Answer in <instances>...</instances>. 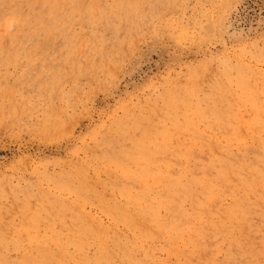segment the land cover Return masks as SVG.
Listing matches in <instances>:
<instances>
[{
    "label": "rangeland",
    "instance_id": "obj_1",
    "mask_svg": "<svg viewBox=\"0 0 264 264\" xmlns=\"http://www.w3.org/2000/svg\"><path fill=\"white\" fill-rule=\"evenodd\" d=\"M255 116L264 0H0V264H264Z\"/></svg>",
    "mask_w": 264,
    "mask_h": 264
},
{
    "label": "bare ground",
    "instance_id": "obj_2",
    "mask_svg": "<svg viewBox=\"0 0 264 264\" xmlns=\"http://www.w3.org/2000/svg\"><path fill=\"white\" fill-rule=\"evenodd\" d=\"M33 62V61H32ZM261 116V115H260ZM228 118H229V116H228ZM231 118V117H230ZM189 119H193V118H189ZM188 119V120H189ZM200 119V118H199ZM217 119V118H216ZM249 119V118H248ZM264 119V118H263ZM232 121V120H231ZM246 121V120H245ZM234 123V122H233ZM236 124V123H235ZM240 124H241V122H240ZM240 124H239V126H240ZM254 126L257 128V130L256 131H250V133H249V135H251L252 137H253V139L257 142V144H258V147L261 149V152H262V154L264 155V121L259 117V116H255L254 117ZM221 126V125H220ZM246 126V125H245ZM233 127V126H232ZM246 127H248V126H246ZM251 127H253V126H251ZM250 127V128H251ZM245 128V127H244ZM254 128V127H253ZM252 128V129H253ZM247 129V128H246ZM251 130V129H250ZM255 130V129H254ZM259 130V131H258ZM246 132V131H245ZM234 134H235V132H234ZM248 134V133H247ZM237 135V134H236ZM235 135V136H236ZM232 136V135H231ZM234 136V137H235ZM166 137V136H165ZM240 139V138H239ZM239 142V141H238ZM240 143H241V141H240ZM218 144H219V142H218ZM236 144H237V141H236ZM244 144V143H243ZM240 145V144H239ZM228 146V145H227ZM226 146V147H227ZM241 146V145H240ZM226 147H223L222 148V150H223V154H222V156H221V158L220 159H218V161H217V163H216V165H215V168L219 171V174H218V176L220 177L219 179L221 180V182L223 183V178L225 177V175L229 172L230 174H232L234 177H236V176H238V174L239 173H241L242 174V172L243 171H245V170H242V168H243V163H240V164H242L241 166H239V164L236 166V167H234L233 166V164H232V160H231V149L228 147V148H226ZM232 147H233V144H232ZM117 157V156H116ZM143 164V163H142ZM142 164H138L137 166L139 167V165H142ZM212 164H213V162H212ZM250 165H251V163H249ZM252 164H254V163H252ZM162 166V165H161ZM161 166H159V167H161ZM183 166H185V165H183ZM253 166L254 165H252V167L251 168H253ZM164 167V166H163ZM205 167V166H204ZM204 167H202V168H204ZM248 167V166H247ZM261 167V166H260ZM143 168H144V166H143ZM215 168H213V169H215ZM258 168V167H257ZM257 168H255V169H257ZM123 169V168H122ZM132 169V168H131ZM156 169V168H155ZM245 169V168H244ZM254 169V170H255ZM259 169V168H258ZM149 170V169H148ZM158 170H160V169H158ZM217 170H215V171H217ZM162 171V170H161ZM169 171V170H168ZM248 170H246L245 171V173L247 172ZM121 172H123V170L121 171ZM248 172H250V170L248 171ZM248 172H247V174H248ZM256 173H258V175H259V173L261 174V172H260V170H256L255 171ZM215 173V172H214ZM244 172H243V176H244V174H245ZM251 173V172H250ZM202 175V174H201ZM246 175V174H245ZM127 176H129V174L127 175ZM165 176H166V174H165ZM252 176V175H251ZM254 176V175H253ZM256 176V175H255ZM155 177V176H154ZM163 176H161V178L159 177V178H156V182L158 183H161L162 181H164V180H166V182H167V179L166 178H162ZM242 177V176H241ZM131 178V177H130ZM138 178V177H137ZM195 178V177H194ZM232 178V177H231ZM238 177H236V179H237ZM244 178L246 179V180H244L243 179V177H242V179H241V181L238 183V186L237 187H239L240 185H242V182H244L245 181V184L248 186V187H250V185H252V183L254 182V180H253V182L251 183V180H249L247 177H245L244 176ZM258 178V177H257ZM262 178V177H261ZM139 179V178H138ZM152 179V178H151ZM259 179H260V177H259ZM153 180V179H152ZM151 180V181H152ZM197 180H198V182H197ZM240 180V179H239ZM142 181V180H141ZM140 181V182H141ZM264 181V180H263ZM189 182V181H188ZM168 183H172V184H174L175 186L173 187L174 188V190H173V192L172 193H169V195L170 196H164L163 198H165V199H167L168 198V200H167V203H166V205L169 207V205H170V207H171V203H172V200L170 199V197H173L174 198V200L176 199V198H179V197H184L185 196V193L186 192H189L190 191V188L191 187H193V186H195V185H199V187H200V190L201 191H195L194 193H193V195L194 194H197V193H201L202 195H204V196H206V198L207 197H214V195H213V189H215V188H218L220 185L218 184V185H214L213 183H212V181H210V180H205V179H200V178H198V179H192L191 181H190V183H185L183 180H180L179 179V181H176V180H174V179H170V182H168ZM168 183H167V185H168ZM258 183V182H257ZM142 184V183H141ZM171 184V185H172ZM254 184H256L255 182H254ZM253 184V185H254ZM262 184V183H261ZM158 185V184H157ZM263 185V184H262ZM254 186H257V184L256 185H254ZM253 186V187H254ZM260 186V185H259ZM237 187L234 189V190H232L231 192H230V195H235V196H237V194H236V189H237ZM252 188V187H251ZM255 188H257V187H255ZM164 190V189H163ZM231 190V189H230ZM240 190V189H239ZM258 190H259V188H258ZM152 191V190H151ZM150 191V192H151ZM155 191V190H154ZM218 191V190H217ZM246 191V190H245ZM248 191V190H247ZM251 191V190H250ZM255 191H256V189H255ZM121 192V191H120ZM254 192V191H253ZM260 192V191H259ZM258 192V193H259ZM157 193L158 192H156V195H157ZM191 193V192H190ZM221 193V192H220ZM248 193H249V191H248ZM257 193V192H256ZM164 194H165V191H164ZM164 194H161L160 193V196L159 197H162V195H164ZM222 194V193H221ZM254 194V193H253ZM249 195H250V193H249ZM260 195V194H259ZM199 196V195H198ZM253 196V198H254V195H252ZM261 196V195H260ZM192 197V196H191ZM217 197V196H216ZM249 197V196H248ZM262 197V196H261ZM260 197V198H261ZM199 198H201L200 196H199ZM187 199V198H186ZM193 199V198H192ZM157 200V199H156ZM183 200H185L184 198H183ZM131 201V200H130ZM178 201V200H177ZM188 201V200H187ZM206 201V200H205ZM248 201V200H247ZM179 202V201H178ZM251 202V201H250ZM154 203H158V202H154ZM201 203V202H200ZM233 203V202H232ZM148 204H150V203H148ZM239 204L240 203H238V202H236V203H234L231 207L229 206V207H227V208H225V210H224V212L226 213V214H234V217H230V221H235L234 222V224H237V222L238 221H240V220H243V219H245V218H242V216L241 217H239V212L237 211L236 212V209H237V207H239ZM165 205V204H164ZM76 206V204L74 205V207ZM173 206H175V205H173ZM246 206V205H245ZM176 207V206H175ZM247 207V206H246ZM148 208V207H147ZM172 208V207H171ZM246 209V208H245ZM123 210V209H122ZM173 210V209H172ZM244 210V209H243ZM166 211H167V209H166ZM170 211V210H169ZM174 211V210H173ZM241 211V210H240ZM77 212V211H76ZM124 212H125V209H124ZM242 213V212H241ZM138 214V213H137ZM156 213H155V211H153V212H151V217H152V220L153 221H156L157 222V219H155V215ZM243 214V213H242ZM119 215V214H118ZM122 215V214H121ZM150 215V214H149ZM124 216V215H123ZM138 216V215H137ZM84 217V216H83ZM139 217V216H138ZM147 217V216H146ZM239 217V218H238ZM246 217V216H245ZM136 218V217H135ZM145 218V217H144ZM129 219V218H128ZM84 220V219H83ZM87 220V219H86ZM86 220H85V222H86ZM90 220V219H89ZM89 220L87 221V222H89ZM146 220V219H145ZM77 221H78V219H77ZM93 221V220H92ZM134 221V220H133ZM148 221V220H147ZM151 221V220H150ZM159 221V220H158ZM93 222H95V221H93ZM136 221H134V223H135ZM249 222H251L250 220H249ZM90 223H91V221H90ZM238 223H240V222H238ZM83 224V223H82ZM233 224V223H232ZM163 225V224H162ZM248 225H250V224H248ZM77 226V225H76ZM92 226V225H91ZM251 226V225H250ZM93 227H94V225H93ZM163 227V226H162ZM178 227V226H177ZM135 228H136V226H135ZM175 228V227H174ZM89 229V228H88ZM177 229V228H176ZM186 229V228H185ZM73 230V229H72ZM74 230H76V229H74ZM180 230V229H179ZM197 230V232L199 231L198 229H196ZM77 231V230H76ZM100 231V230H99ZM182 230H180V232H181ZM200 231H201V229H200ZM77 232H79V230L77 231ZM250 233V232H249ZM81 234H83V233H81ZM91 234V233H90ZM100 234L101 233H99V235L98 234H96L97 236H100ZM69 235V234H68ZM76 235V234H75ZM78 236V235H77ZM76 236V237H77ZM93 236H95L94 234H93ZM106 236V235H105ZM104 236V237H105ZM178 236V235H177ZM71 237H72V235H71ZM91 237V236H90ZM89 237V238H90ZM103 237V238H104ZM80 238V237H79ZM97 238V237H96ZM106 238V237H105ZM192 238V237H191ZM73 239V238H72ZM94 239V238H93ZM100 239H101V237H100ZM194 239V238H193ZM75 240V239H74ZM95 240V239H94ZM93 240V241H94ZM97 240V239H96ZM87 241V240H86ZM92 241V242H93ZM98 241H100L99 239L96 241V242H98ZM113 241V240H112ZM190 241V240H189ZM192 241V240H191ZM194 241V240H193ZM192 241V242H193ZM73 242V241H72ZM77 242V241H76ZM91 242V241H90ZM95 242V243H96ZM187 242H188V240H187ZM195 242V241H194ZM78 243V242H77ZM115 243V242H114ZM142 243V242H141ZM79 244V243H78ZM97 244V243H96ZM101 244V243H100ZM99 244V245H100ZM135 244H137V242L135 243ZM144 244V243H143ZM192 244V243H191ZM72 245V244H71ZM74 245H75V243H74ZM139 245H141L140 243H139ZM82 246H83V244H82ZM81 246V247H82ZM97 246H98V244H97ZM101 246V245H100ZM99 246V247H100ZM65 247V246H64ZM136 247H137V245H136ZM139 247V246H138ZM195 247V246H194ZM66 248V247H65ZM84 248V247H83ZM140 248V247H139ZM77 249V248H76ZM81 249V248H80ZM134 249V248H133ZM140 249H142V248H140ZM70 250V249H69ZM112 250V249H111ZM135 250H136V248H135ZM138 250V249H137ZM62 251V250H61ZM77 251V250H76ZM132 251V250H131ZM137 252V251H136ZM58 253V252H57ZM82 253H84L83 251H82ZM86 253V252H85ZM138 253V252H137ZM59 254V253H58ZM58 254H54V255H58ZM62 254V253H61ZM67 254H70V253H67ZM74 254H76V253H74ZM73 254V255H74ZM124 254H125V249H124ZM145 254V253H144ZM154 254V253H153ZM66 256V255H65ZM64 256V257H65ZM77 256V255H76ZM76 256H75V258H76ZM79 256V255H78ZM78 256H77V258H78ZM107 256V255H106ZM147 255L145 254V257H146ZM60 257V256H59ZM84 257V256H83ZM86 257V256H85ZM109 257V256H108ZM148 257V256H147ZM146 257V258H147ZM73 258H74V256H73ZM76 258V259H77ZM95 258V257H94ZM110 258V257H109ZM108 258V259H109ZM116 258H117V256H116ZM133 258V257H132ZM60 259H62V258H60ZM63 259H65V258H63ZM62 259V260H63ZM69 259V258H68ZM84 260H85V258H83ZM93 259V258H92ZM101 257H97V258H95V261H93L95 264H100V262H101ZM134 259V258H133ZM248 259H249V257H248ZM67 260V259H66ZM74 260V259H73ZM79 260H82V259H79ZM88 260V259H87ZM107 260V259H106ZM65 261V260H64ZM68 261H70V259L68 260ZM76 261V260H75ZM255 261V260H254ZM35 262V261H34ZM63 262V261H62ZM71 262L72 261H70V263L69 264H71ZM76 262H78V261H76ZM86 262V261H85ZM105 262V261H104ZM108 262H111V259H110V261H108ZM126 262V261H125ZM72 263H74V262H72ZM90 263H92V262H90ZM107 263V262H106ZM135 263V262H134ZM261 263V262H260ZM3 264V263H2ZM14 264V263H13ZM64 264H66V261H65V263ZM68 264V263H67ZM76 264V263H75ZM86 264V263H85ZM129 264H131V263H129Z\"/></svg>",
    "mask_w": 264,
    "mask_h": 264
}]
</instances>
